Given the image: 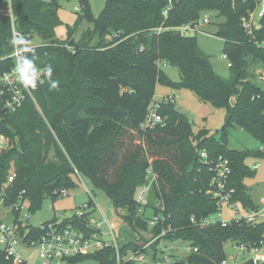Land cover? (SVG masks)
Listing matches in <instances>:
<instances>
[{
    "label": "trees",
    "instance_id": "16d2710c",
    "mask_svg": "<svg viewBox=\"0 0 264 264\" xmlns=\"http://www.w3.org/2000/svg\"><path fill=\"white\" fill-rule=\"evenodd\" d=\"M10 1L15 30L27 41H40L23 55L34 58L42 76L35 103L28 100L13 113L3 112L0 104V136L7 140L0 152V192L4 191L6 204L21 199L35 212L44 199H56L54 192L76 188V169L106 194L122 223L136 234L119 247L121 257L151 252L154 260L163 256L160 263L167 257L163 249L181 242L197 251L182 259L167 257L168 264H221L226 261V242L252 246L264 238V222L226 227L196 224L217 211L215 200L206 194L211 174L200 162L201 151L209 158L227 159L233 200L244 210L258 208L243 183L253 173L245 164L253 154L226 147V132L233 126L264 144V90L253 84L250 71L264 67V15L258 30L248 35L243 31L240 18L252 10L250 0H106L96 18L88 0H78V21L85 19L91 25L78 42L72 39L75 29L68 30L65 41L55 38L62 0ZM168 1L171 9L164 19L161 11ZM207 12L224 19L215 36L223 42V55L230 63L226 79L213 72L195 37L173 31L154 33L161 25L193 24ZM11 40L10 19L0 16V74L13 66L12 59H2L12 52ZM158 62L177 68L180 82H172ZM47 66L53 69L52 79L59 82L54 89L43 75ZM158 85L186 89L199 102L224 109L221 142L207 130L194 133L175 103H161L163 126L141 132L139 126ZM147 159L158 180L148 207L155 210L154 202L160 199L166 217L151 228L138 216L134 200L144 183ZM10 171L14 179L9 184ZM167 226L170 232L143 249ZM78 260L116 264L111 248Z\"/></svg>",
    "mask_w": 264,
    "mask_h": 264
},
{
    "label": "built area",
    "instance_id": "2783aa9c",
    "mask_svg": "<svg viewBox=\"0 0 264 264\" xmlns=\"http://www.w3.org/2000/svg\"><path fill=\"white\" fill-rule=\"evenodd\" d=\"M253 6L252 10L248 11L240 18V26L248 35L259 29V21L264 15V0H250ZM171 9V2H167V6L161 11L162 17L165 19ZM0 16H8L11 24V38L22 36L14 28V17L11 9L10 0H2L0 8ZM209 20L206 17L199 19L193 24H185L180 27L165 28L162 25L154 30V33L162 31H173L181 36L188 37L192 33L198 32V27L201 24H207ZM260 45V44H259ZM28 46H30L28 41ZM12 46V52L2 59H12L13 66L0 74V104L6 113H13L18 110L22 104L28 100L35 103L34 93L36 92L41 77L35 88H26L18 82L14 73V66L19 55L24 53L18 52ZM264 47V44L262 45ZM143 49L141 48L140 51ZM226 59L225 55L222 56ZM159 68H165L164 63H157ZM230 67V63L227 62ZM42 76V70L38 69ZM260 81H264L262 75L258 76ZM162 102L175 103L173 92L167 95L161 101H156L154 98L150 101L146 109V115L143 122L139 126L141 132H146L155 129L158 126L164 125V118L160 115V105ZM7 147V140L0 136V152ZM259 152L264 153L260 149ZM200 162L208 168L211 174V179L208 184L206 194L215 200L217 211L215 214L196 223L199 227L220 224L222 227L229 226L232 223L244 222L247 224L264 222V197L260 199L261 206L256 210H244V215H239L236 210L237 217L231 220H224L221 216L222 206L234 208L233 200L234 190L228 186L231 169L229 161L222 157L209 158L204 151L199 152ZM152 161L147 159V168L145 170L144 183L139 186L135 192L134 200L137 205V214L142 219H145L148 226L154 227L159 222H165L164 205L162 201L154 202L155 210L149 208V195L153 188L158 189L157 176L152 167ZM257 165L253 166V170ZM76 186L81 185L84 192L89 197L88 203L84 204L82 209L74 211L71 215L62 216L59 213H54L53 217L39 225H31L28 221L29 215H21V206L23 201L19 199L15 204H6L4 191L0 192V253L3 255L4 262L0 264H81L79 258L87 257L101 250L111 248L115 253L116 264H133L143 260V254L129 253L125 257L119 254V247L124 243L117 234L120 226L116 222L111 221L101 212L88 190L85 178L74 169L73 171ZM14 174L9 172L7 182H13ZM68 191L63 189L59 192H54L56 198H63L68 195ZM93 206L95 210H89ZM150 215H147V212ZM97 212L96 218L93 214ZM10 217V221H6L5 217ZM192 224H195L193 218L190 219ZM171 231L170 226L163 228L161 233L151 238L143 249H149L153 242L162 238L165 234ZM131 241V240H130ZM233 247L239 253L250 252V259L247 261L250 264H264V238L254 245H246L243 243H233ZM31 251L35 252V260L31 258ZM187 253L196 252L195 248L186 247ZM84 262V261H83ZM95 263V262H94ZM167 257L163 262L157 264H168ZM96 264V263H95ZM221 264H226V261Z\"/></svg>",
    "mask_w": 264,
    "mask_h": 264
},
{
    "label": "rangeland",
    "instance_id": "374dc122",
    "mask_svg": "<svg viewBox=\"0 0 264 264\" xmlns=\"http://www.w3.org/2000/svg\"><path fill=\"white\" fill-rule=\"evenodd\" d=\"M48 2L49 0H40ZM106 0H88V5L92 15L96 18L101 13L105 6ZM81 15L78 0H62L60 1L57 16L60 21V25L55 29V38L58 41H65L68 38L67 32L69 29L74 30L72 39L74 42H78L84 31L91 27V25L85 20L78 21ZM206 17L209 22L207 24H201L198 27L197 33H192L191 36L196 38V43L202 53L206 56L208 63L213 72L221 78H228L229 68L227 66V60L223 59V42L215 36L217 25L224 22L223 18L217 17L215 12L204 13L202 18ZM30 46H37L40 41L36 38L29 40ZM165 72L172 82L179 83L180 75L179 71L175 67H165ZM254 78L253 84L262 90H264V81L258 79L259 75L264 77V67L258 66L251 68ZM173 92L175 100V108L181 113L185 114L189 122L191 123L193 132L196 133L199 130H207L213 138L221 142L222 132L221 129L224 125L225 110L215 109L209 104H203L186 89H172L165 86L158 85L155 88L154 100L161 101L162 98L170 95ZM233 102V100H232ZM226 147L230 150L250 152L253 155L246 157L245 164L253 171V173L245 177L243 183L247 188V193L251 197V200L255 205L261 206L260 199L264 197V153L262 156H255L256 152L260 149L264 150V144L256 140L250 134L242 130L237 126L229 128L226 132ZM257 165V168L253 170V166ZM86 186L91 192L93 200L97 208L103 212L107 218L117 223L120 226L117 230L118 237L123 241L128 242L136 238L127 225L123 224L120 220L118 213L115 211L111 200L106 194L99 188L92 186L85 179ZM89 197L84 192L81 185L76 186L75 189L69 190L68 195L63 198H56L52 200L46 198L42 201L39 208L35 212H31L28 209V203L24 201L21 206V215H29V223L31 225H39L49 219H51L54 213H59L62 216L71 215L74 211L82 209L83 205L88 203ZM234 208L222 206L221 216L224 220H231L237 217L236 210L239 215H244V209L239 202H235ZM90 211L95 210L93 206L89 207ZM98 217L97 212L93 214ZM150 215V212H147ZM1 216V215H0ZM6 221H10V217L4 218ZM124 243V242H123ZM187 245L181 242H174L163 249L164 256L174 259H182L186 256ZM161 248V247H160ZM162 250V249H161ZM224 252L226 256V264H245L250 259V252L239 253L233 247V243L228 241L224 244ZM31 258L35 260V252L31 251ZM163 256L159 255L156 260L153 259L152 253H147L143 256L142 261L134 262L133 264H155ZM81 264H95L93 261H84Z\"/></svg>",
    "mask_w": 264,
    "mask_h": 264
},
{
    "label": "clouds",
    "instance_id": "9594fccd",
    "mask_svg": "<svg viewBox=\"0 0 264 264\" xmlns=\"http://www.w3.org/2000/svg\"><path fill=\"white\" fill-rule=\"evenodd\" d=\"M11 44L14 48H16L17 45H20V47L17 48L16 50L21 53L33 51L28 46V41L25 40L22 36L20 37L14 36L13 39L11 40ZM14 73L16 75L18 82L21 83L26 88H35L38 80L41 77V73L36 66L34 58L22 54L19 55L16 60L14 66ZM52 73H53L52 67L47 66L44 69L43 75L47 78L50 87L54 89L58 86L59 82L55 79H52Z\"/></svg>",
    "mask_w": 264,
    "mask_h": 264
},
{
    "label": "crops",
    "instance_id": "0c3cea01",
    "mask_svg": "<svg viewBox=\"0 0 264 264\" xmlns=\"http://www.w3.org/2000/svg\"><path fill=\"white\" fill-rule=\"evenodd\" d=\"M165 98V97H164ZM164 98H162V99H164ZM258 206V205H257Z\"/></svg>",
    "mask_w": 264,
    "mask_h": 264
},
{
    "label": "water",
    "instance_id": "95a60500",
    "mask_svg": "<svg viewBox=\"0 0 264 264\" xmlns=\"http://www.w3.org/2000/svg\"><path fill=\"white\" fill-rule=\"evenodd\" d=\"M3 112H5V110H3Z\"/></svg>",
    "mask_w": 264,
    "mask_h": 264
}]
</instances>
